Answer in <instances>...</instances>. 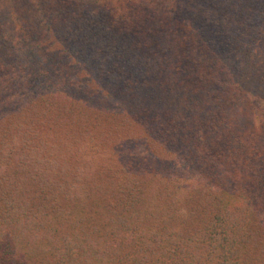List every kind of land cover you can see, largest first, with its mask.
Here are the masks:
<instances>
[{"label":"trees","instance_id":"trees-1","mask_svg":"<svg viewBox=\"0 0 264 264\" xmlns=\"http://www.w3.org/2000/svg\"><path fill=\"white\" fill-rule=\"evenodd\" d=\"M0 264H264V0H0Z\"/></svg>","mask_w":264,"mask_h":264}]
</instances>
